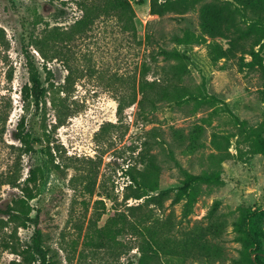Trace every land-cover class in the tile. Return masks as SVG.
<instances>
[{
    "label": "rangeland",
    "instance_id": "obj_1",
    "mask_svg": "<svg viewBox=\"0 0 264 264\" xmlns=\"http://www.w3.org/2000/svg\"><path fill=\"white\" fill-rule=\"evenodd\" d=\"M79 1L0 0V172L18 155L12 131L23 114L20 89L28 80L29 56L39 69L45 94L39 108L31 105L25 114L41 142L33 153L21 156L19 181L30 169H38L40 193L31 203L46 217L44 243L53 264L136 262L135 237L118 236L117 240L132 246L120 251L113 245L109 249L87 246L85 233L94 215L102 211L95 201L105 205L99 227L113 213L112 207L124 211L126 205L145 202L124 200V195L130 191L131 175H139L149 163L158 179V190L152 194L173 195L186 172L212 175L209 182H197L196 202L184 220L180 219L182 204L171 206L170 199L161 207L143 204L134 211L161 222L170 215L174 230H183L206 223L204 217L214 207L224 226L216 240L221 255L210 261L189 258L183 264H250L234 223L246 211L260 214L257 242L264 250L263 72L247 54L242 59L210 61L208 45L227 47L228 42L220 36L200 35V9L211 0L163 16L149 14L148 0L141 4L129 0L135 30L115 15L102 14L77 25L83 16ZM243 19L264 27V22ZM184 29L200 35L199 40L177 44L174 37ZM161 46L176 49L180 58H151ZM259 54L264 63V50ZM178 65L188 73L176 101L160 102L142 113L136 102L130 103L141 72L153 80ZM118 99L123 103L120 113ZM175 129L183 139L175 137ZM190 140L197 144L194 149L189 148ZM47 144L51 154L46 153ZM16 192L3 185L0 204ZM18 233L29 243L32 227L20 228ZM19 260L0 247V264H21Z\"/></svg>",
    "mask_w": 264,
    "mask_h": 264
},
{
    "label": "trees",
    "instance_id": "obj_2",
    "mask_svg": "<svg viewBox=\"0 0 264 264\" xmlns=\"http://www.w3.org/2000/svg\"><path fill=\"white\" fill-rule=\"evenodd\" d=\"M198 2L199 0H148L149 14L163 16L172 11H185L193 8ZM136 3L141 4L143 0H138ZM79 6L83 10V16L76 22L77 25L91 22L102 14L115 15L123 24L135 30V11L129 0H80ZM243 18L264 22V0H211L201 7L200 35L220 36L228 40L227 47L218 43L208 45V57L215 63L222 58L242 59L243 55L247 54L251 57V64L257 65L264 74V63L259 54L264 50V27L256 23L248 24ZM200 35L184 29L183 34L174 37V40L177 44H190L197 42ZM257 45L258 50L255 49ZM39 53L44 57L42 51ZM155 53L151 58L155 59L156 55H161L164 61L180 58V53L176 49H166L162 46ZM26 69L28 80L20 89L23 114L12 131L13 139L18 142L16 146L18 155L5 171L0 172V189L3 185L17 189L7 201L0 204V247L19 256L21 264H53L49 247L44 243L43 222L46 217L40 208L34 207L31 203L40 193L41 176L38 174V169H30L29 175L19 181L21 156L33 153L36 150L35 144L41 142L32 133L25 114L31 105L36 109L39 108L45 94L39 69L29 56L26 57ZM187 73L188 69L184 65L170 67L163 76L153 80L147 79L145 73L141 72L136 94L130 103L136 102L142 113L154 109L160 102L176 101L185 89L183 77ZM122 109V100L118 99L117 113ZM174 133L176 138L183 139L179 130L175 129ZM196 146L195 141L190 140L189 148L194 149ZM50 149L47 144V154H51ZM152 169L154 166L149 163L145 169L137 172L139 175H131L130 191L124 195V200L143 199L145 205L154 204L161 207L166 199H170L171 206L182 204L181 220L186 219L192 212L196 202L197 182L212 180L210 174L193 175L186 172L185 179L173 195H168L166 191L152 194L151 192L158 190L157 171ZM95 202L101 204L102 211H98L94 215V220L89 222L85 233V244L89 247L107 249L113 245L124 251L125 248L132 249V246L117 240V237L122 235L135 237L138 240L135 247L139 255L136 262L128 264H183L189 258L210 261L215 260L222 253L221 247H217L216 240L222 237L224 226L218 216L214 215V207L204 217L206 223L200 221L183 230H174L175 226L170 215L161 222L149 214L134 213L143 204L126 205L124 211L112 207L113 213L108 215L99 227L97 222L105 212V205L102 200ZM259 221L260 214L246 211L243 218L234 223L235 230L239 233L238 241L243 245V256H246L250 264H264V250L258 248L257 242ZM29 227H32V233L29 243H25L20 238L18 230ZM4 228H7V231H4ZM251 252L255 253L254 258H251Z\"/></svg>",
    "mask_w": 264,
    "mask_h": 264
}]
</instances>
